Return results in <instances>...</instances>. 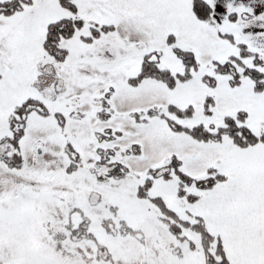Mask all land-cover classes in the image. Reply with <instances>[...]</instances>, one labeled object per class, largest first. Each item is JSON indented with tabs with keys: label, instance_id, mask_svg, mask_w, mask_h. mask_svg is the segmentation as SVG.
I'll return each mask as SVG.
<instances>
[{
	"label": "snow or ice",
	"instance_id": "6c2138e0",
	"mask_svg": "<svg viewBox=\"0 0 264 264\" xmlns=\"http://www.w3.org/2000/svg\"><path fill=\"white\" fill-rule=\"evenodd\" d=\"M0 264H264V0H0Z\"/></svg>",
	"mask_w": 264,
	"mask_h": 264
}]
</instances>
